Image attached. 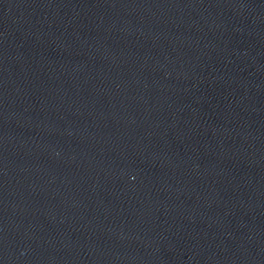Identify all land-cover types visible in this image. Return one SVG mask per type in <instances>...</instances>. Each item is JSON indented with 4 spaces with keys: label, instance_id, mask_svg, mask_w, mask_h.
Listing matches in <instances>:
<instances>
[{
    "label": "water",
    "instance_id": "95a60500",
    "mask_svg": "<svg viewBox=\"0 0 264 264\" xmlns=\"http://www.w3.org/2000/svg\"><path fill=\"white\" fill-rule=\"evenodd\" d=\"M0 264H264V0H0Z\"/></svg>",
    "mask_w": 264,
    "mask_h": 264
}]
</instances>
